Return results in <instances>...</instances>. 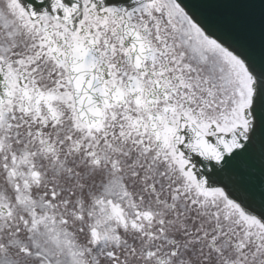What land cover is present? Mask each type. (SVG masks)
<instances>
[{"label":"snow or ice","instance_id":"1","mask_svg":"<svg viewBox=\"0 0 264 264\" xmlns=\"http://www.w3.org/2000/svg\"><path fill=\"white\" fill-rule=\"evenodd\" d=\"M0 264H264V0H0Z\"/></svg>","mask_w":264,"mask_h":264}]
</instances>
